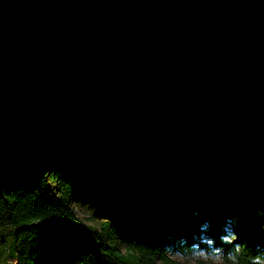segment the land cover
<instances>
[{
    "label": "water",
    "instance_id": "95a60500",
    "mask_svg": "<svg viewBox=\"0 0 264 264\" xmlns=\"http://www.w3.org/2000/svg\"><path fill=\"white\" fill-rule=\"evenodd\" d=\"M208 147L264 167V0H0V196Z\"/></svg>",
    "mask_w": 264,
    "mask_h": 264
},
{
    "label": "trees",
    "instance_id": "16d2710c",
    "mask_svg": "<svg viewBox=\"0 0 264 264\" xmlns=\"http://www.w3.org/2000/svg\"><path fill=\"white\" fill-rule=\"evenodd\" d=\"M75 201L96 206L98 222L80 218ZM3 225L14 240L0 264H182L167 252L187 255L191 245H217L225 254L239 245V264H252L264 257V167L220 147L114 180L61 160L0 196ZM233 226L232 244H221Z\"/></svg>",
    "mask_w": 264,
    "mask_h": 264
},
{
    "label": "rangeland",
    "instance_id": "374dc122",
    "mask_svg": "<svg viewBox=\"0 0 264 264\" xmlns=\"http://www.w3.org/2000/svg\"><path fill=\"white\" fill-rule=\"evenodd\" d=\"M73 210L75 213L82 218L84 221L88 223H97L99 218L95 215L96 206H93L89 202H80L75 201L72 203ZM234 226L231 227L230 233L227 237H234ZM0 236L4 239V245H0V254H4L8 248H11L13 245V230L9 225H3L0 228ZM194 250H192L189 254L185 255L177 251L167 252V256L174 260L175 262H179L182 264H197L196 257L193 255ZM200 257L201 261H205L206 257L204 252H199L197 254ZM10 262H13L11 258H9ZM97 264H104L103 261L98 262ZM158 264H162L158 261ZM227 264H231V261H228Z\"/></svg>",
    "mask_w": 264,
    "mask_h": 264
},
{
    "label": "clouds",
    "instance_id": "9594fccd",
    "mask_svg": "<svg viewBox=\"0 0 264 264\" xmlns=\"http://www.w3.org/2000/svg\"><path fill=\"white\" fill-rule=\"evenodd\" d=\"M234 239L235 237H222L221 244H232V240ZM191 248L194 250L193 255L196 257L197 264H227L228 261H231V264H239L236 256V253L240 251L239 245H233L234 251H229L227 254L217 245L204 248L191 245ZM199 252H204L205 261L200 260V257L197 255ZM252 264H264V257L255 256Z\"/></svg>",
    "mask_w": 264,
    "mask_h": 264
}]
</instances>
